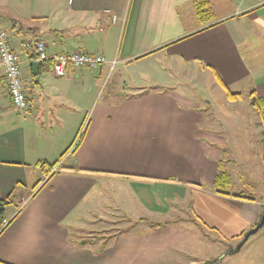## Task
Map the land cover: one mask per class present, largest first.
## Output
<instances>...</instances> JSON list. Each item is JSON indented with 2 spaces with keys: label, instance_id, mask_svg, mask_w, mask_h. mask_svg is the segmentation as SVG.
I'll return each mask as SVG.
<instances>
[{
  "label": "crops",
  "instance_id": "obj_1",
  "mask_svg": "<svg viewBox=\"0 0 264 264\" xmlns=\"http://www.w3.org/2000/svg\"><path fill=\"white\" fill-rule=\"evenodd\" d=\"M231 1L225 10L227 0H0L29 99L25 111L12 106L0 66V196L13 201L1 262L193 264L201 261L194 245L213 241L206 228L233 239L259 222L260 203L212 190L223 152L247 151L231 133L242 120L163 82L164 63L176 80L210 70L230 103L252 107V93L264 101V0ZM38 40L50 54L82 51L109 63L63 77L40 63L37 80L34 48L22 43ZM57 161L55 172L41 168ZM187 217L196 229H184ZM115 218L129 225L107 241L86 238Z\"/></svg>",
  "mask_w": 264,
  "mask_h": 264
},
{
  "label": "rangeland",
  "instance_id": "obj_2",
  "mask_svg": "<svg viewBox=\"0 0 264 264\" xmlns=\"http://www.w3.org/2000/svg\"><path fill=\"white\" fill-rule=\"evenodd\" d=\"M216 1H221V3H223V0H215V2ZM217 5L221 11L224 10L222 8L223 5ZM227 5L229 6H227L225 10L234 9L235 5L231 0H227ZM192 11L193 10H190V13H192ZM164 66H166L165 70L168 69V73L166 74L169 78H165L163 82L168 85H174L175 89L183 91L185 93L184 97L205 107H207L206 102L211 101L214 108L218 106L224 113H227L226 109L228 108L226 106H230L234 118L237 117L242 120L238 127H231V133L240 136L241 140L239 144L241 146L244 145L247 151L245 153L244 151H239L236 156H232L229 151L223 152L221 157V168L218 171H228L231 175L232 184L228 192L232 195L245 196L247 198L252 197L254 199L253 201L262 205V215L264 210V121L256 114L252 107L247 104V100L230 103L227 99L225 88L215 78L212 71L206 70L204 75L198 74L194 78H188V74H183V77L176 80L173 78L170 69L171 64L164 63ZM5 89L6 86L4 82L0 80V104L6 102L3 98ZM133 91L134 89L131 85H128L125 90L126 93ZM213 109L210 107L207 113H211L212 116H215V113L218 114V111L215 110V112ZM78 130L79 129L76 128L75 133H78L77 137L79 138L80 130ZM235 162H240L242 165L236 164ZM244 200L249 201V199L246 198ZM117 219L118 218L113 219V222L106 226V230H99V232H95L92 237L86 238L104 241L109 240L119 230L129 225L121 223L117 221ZM187 219L188 220H185L181 224L184 226V229L191 230L195 228L194 226L196 224L192 222L191 217H187ZM206 231L213 241L212 243L206 242L204 247L194 245L198 248V251H201L197 252L200 254L199 257L201 261L194 262L193 264H201L206 260L215 258L219 259L218 264H264V228L249 237L243 247L234 254H228V252L232 249H236L240 245L248 231L233 239H225L213 229L206 228ZM196 232L198 231L196 230Z\"/></svg>",
  "mask_w": 264,
  "mask_h": 264
},
{
  "label": "built area",
  "instance_id": "obj_3",
  "mask_svg": "<svg viewBox=\"0 0 264 264\" xmlns=\"http://www.w3.org/2000/svg\"><path fill=\"white\" fill-rule=\"evenodd\" d=\"M33 46L36 53V60L40 63H51L53 73L59 77L65 76L69 69H96L99 66L108 64L107 58L100 54L86 53L82 51L50 54L43 41L38 40L33 44L22 43V50H29ZM116 61L110 62L111 70L116 65ZM0 66L3 70L8 95L12 106L18 110L25 111L29 107V99L25 92L21 75V66L18 54L16 53L10 34L0 22ZM57 171L54 168L52 172ZM9 221L4 219L0 232L7 227Z\"/></svg>",
  "mask_w": 264,
  "mask_h": 264
},
{
  "label": "trees",
  "instance_id": "obj_4",
  "mask_svg": "<svg viewBox=\"0 0 264 264\" xmlns=\"http://www.w3.org/2000/svg\"><path fill=\"white\" fill-rule=\"evenodd\" d=\"M196 12H197V16L199 17L200 20H206V15L209 14V9L206 8V4L204 6L203 3L201 4H197L196 7ZM208 19V18H207ZM216 77L218 79V81L224 86L225 84L223 83V80L221 79L220 75L215 72ZM253 99L251 101V105L254 109V111L258 114V116L260 118H262V120L264 121V101L261 99H258L255 97V95L252 93ZM228 97L232 100L238 99L239 97H241V94H235L232 93L228 90ZM80 143V142H79ZM78 143V144H79ZM72 148V146L69 148V150ZM67 150L66 152H64L61 156L64 157V155L69 151ZM58 162H55L51 165H47L45 163L41 164V168L43 169V171L45 173H49L50 171H52L57 165ZM263 167H264V152H263ZM232 184V178L231 175L229 174L228 171H221L219 172L214 180L213 186H212V190L213 192L220 194V195H226V196H232V197H236V198H241V196H237V195H232L228 192L229 188L231 187ZM245 199V198H242ZM249 200H254L253 198H246ZM13 203L12 201V197L11 195H4V196H0V228L2 226V222L5 219V212L6 209ZM9 225V224H8ZM160 226V225H159ZM6 229L3 228L0 232V234L3 233V231ZM80 245H85L86 242L82 241L79 243ZM219 263V259L215 258V259H211V260H207L205 262H203L202 264H217ZM0 264H7V263H3L0 261Z\"/></svg>",
  "mask_w": 264,
  "mask_h": 264
},
{
  "label": "water",
  "instance_id": "obj_5",
  "mask_svg": "<svg viewBox=\"0 0 264 264\" xmlns=\"http://www.w3.org/2000/svg\"><path fill=\"white\" fill-rule=\"evenodd\" d=\"M31 66L33 67L34 74L37 76L36 79L39 80V78H38V69L40 67V63L38 61L34 60V61H31ZM263 228H264V210H263V213H262V215L260 217L259 222L252 229H250L248 231V233L245 235L244 240L240 243V245L236 249L230 250L228 252V254H234V253L238 252L243 247L245 242L249 239V237H251L252 235L258 233Z\"/></svg>",
  "mask_w": 264,
  "mask_h": 264
}]
</instances>
